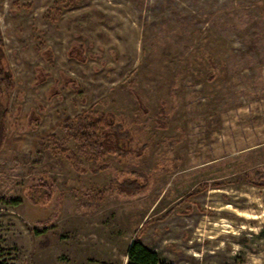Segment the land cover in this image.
Segmentation results:
<instances>
[{
    "label": "rangeland",
    "instance_id": "rangeland-1",
    "mask_svg": "<svg viewBox=\"0 0 264 264\" xmlns=\"http://www.w3.org/2000/svg\"><path fill=\"white\" fill-rule=\"evenodd\" d=\"M0 32L1 260L125 264L140 230L170 264H264V187L243 178L264 170V0H0ZM90 107L139 153L41 144ZM141 175L144 192L115 188ZM41 182L52 195L34 202Z\"/></svg>",
    "mask_w": 264,
    "mask_h": 264
},
{
    "label": "trees",
    "instance_id": "trees-1",
    "mask_svg": "<svg viewBox=\"0 0 264 264\" xmlns=\"http://www.w3.org/2000/svg\"><path fill=\"white\" fill-rule=\"evenodd\" d=\"M2 41V34L0 32V149L6 132L8 98L13 88L12 72L4 57ZM75 51L78 55H82L81 47H76ZM71 53L72 50L69 51V55ZM80 60H82L81 57ZM61 130L65 133L63 138L60 139L55 134H49L41 141V144L49 147L48 145L50 144L48 142H50L52 144L51 148H58L60 151L65 152L66 150L63 145H65L68 139H73L78 145L77 152L79 155L93 160H100L105 155L111 154H118L120 156L137 154L140 150L134 149L135 135L130 129L125 127L121 121L117 122L110 113H93L92 107L74 117L65 119L61 125ZM45 140L48 141L47 145L44 142ZM67 155L69 156V154ZM71 157L77 158L75 155ZM99 169H102V166L93 170L97 173ZM141 176L142 180H139L137 177L124 178L117 183L115 188L126 196H135L142 193L149 185V178ZM243 178L253 185L264 187V170L254 169L250 173H246ZM32 188L36 190L40 189L37 195L36 193L33 194V192L28 194L32 198L36 197L33 199L34 202L38 201V199H43V201L47 202L53 192V185L45 182L31 185L28 190L31 191ZM206 188L207 185L204 184L203 189ZM198 190L190 192L188 197L196 194ZM169 212L165 213L161 218H165ZM139 236L140 230L135 233V237L126 252L127 260L125 264H170L161 260L156 251L146 247L140 241ZM42 246L46 247L47 245L42 244ZM0 264L9 263L0 259Z\"/></svg>",
    "mask_w": 264,
    "mask_h": 264
}]
</instances>
